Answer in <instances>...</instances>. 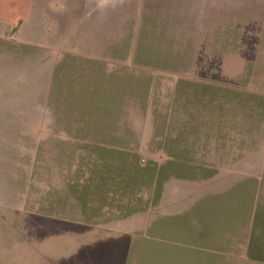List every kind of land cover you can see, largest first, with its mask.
<instances>
[{
  "label": "crops",
  "instance_id": "1",
  "mask_svg": "<svg viewBox=\"0 0 264 264\" xmlns=\"http://www.w3.org/2000/svg\"><path fill=\"white\" fill-rule=\"evenodd\" d=\"M262 74L264 0H0V264H264Z\"/></svg>",
  "mask_w": 264,
  "mask_h": 264
},
{
  "label": "trees",
  "instance_id": "2",
  "mask_svg": "<svg viewBox=\"0 0 264 264\" xmlns=\"http://www.w3.org/2000/svg\"><path fill=\"white\" fill-rule=\"evenodd\" d=\"M148 247L145 248V264H182L176 262L177 259L171 258V253L165 248V218L158 223L148 233Z\"/></svg>",
  "mask_w": 264,
  "mask_h": 264
},
{
  "label": "rangeland",
  "instance_id": "3",
  "mask_svg": "<svg viewBox=\"0 0 264 264\" xmlns=\"http://www.w3.org/2000/svg\"><path fill=\"white\" fill-rule=\"evenodd\" d=\"M254 31H251V36H257L256 33H252ZM261 32V31H260ZM261 36V34H260ZM255 76H257V74H255ZM262 77L264 78V74H262ZM43 124V127L45 124V122H42ZM33 153H27V161H32L33 160ZM87 156L88 154L87 153H83L82 150L80 149H77L74 153V161H75V165H74V173L73 175L75 177H78L80 176L81 177V168H79L81 166V156ZM55 159V158H54ZM33 171V169H28L27 172L28 173H31ZM61 171V170H58V172ZM43 172L47 175H44L45 177L49 178L50 177V174L53 173V170L52 169H46V170H43ZM155 211L153 212V214H155L156 212H159V211H164L165 210V202H163V205L162 206H158V207H155L154 209Z\"/></svg>",
  "mask_w": 264,
  "mask_h": 264
}]
</instances>
